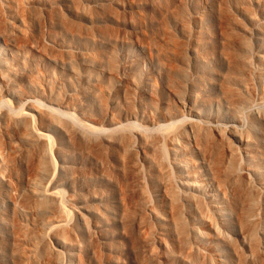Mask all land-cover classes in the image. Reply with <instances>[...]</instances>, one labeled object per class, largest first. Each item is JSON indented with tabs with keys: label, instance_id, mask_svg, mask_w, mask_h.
I'll list each match as a JSON object with an SVG mask.
<instances>
[{
	"label": "bare ground",
	"instance_id": "bare-ground-1",
	"mask_svg": "<svg viewBox=\"0 0 264 264\" xmlns=\"http://www.w3.org/2000/svg\"><path fill=\"white\" fill-rule=\"evenodd\" d=\"M57 1L0 0V264H264L259 2L256 17L247 0H210L201 13L155 0L165 11L151 17L164 40L160 88L131 65L136 92H123V112L121 85L101 92L71 69L68 92L56 82L42 90L19 64L22 16L52 39L91 33L77 11L105 9Z\"/></svg>",
	"mask_w": 264,
	"mask_h": 264
},
{
	"label": "rangeland",
	"instance_id": "rangeland-1",
	"mask_svg": "<svg viewBox=\"0 0 264 264\" xmlns=\"http://www.w3.org/2000/svg\"><path fill=\"white\" fill-rule=\"evenodd\" d=\"M47 1L51 3L58 2L57 0ZM209 1L210 0H184V3L188 13H201L207 7ZM247 1L253 7V11L257 13L256 17H259V8L254 4L259 2L264 10V0ZM23 2L26 3L28 0H23ZM81 2L83 3V7H90L98 3L94 4L92 0H81ZM171 2L177 4L178 0H164V5L171 6ZM101 4H105V9L104 11L100 10L97 15L95 13L92 14L93 8H87V11L82 8L84 10L79 9V11H77L76 19L75 17H69L70 20L75 19L77 24L79 22V24L81 23L80 25H84L82 26L83 28H87V26L88 28L94 27L91 30L92 32L89 31L91 33L87 34L85 32L84 34L79 33V35L74 37H67L61 32L56 31L58 34L52 39L47 36V27L37 18L32 17L33 20H31L28 19L31 17H26L27 19L24 20L23 18L25 17L22 16V19L18 21L19 18L16 16L21 14V8L19 7L21 5L15 4L16 9L14 8V11L20 8V10H18L20 12L18 13L15 11L16 13L14 15L15 18H17L15 21L18 22L13 24L17 28L19 27V29L21 27L23 30L21 36L23 37V35H25L23 38L26 37L27 41L26 38H21L25 43L17 39V44L20 41L21 43L16 45L14 51L20 56L19 64L22 65L24 62L26 63V66L25 64L24 66L25 68L27 67L26 69L28 72L30 71L28 75L32 76V78L29 77V79L36 80L37 83L36 81L35 83L39 86L41 84L44 88L46 85L51 86L53 82H56L57 88L59 86L61 88H59V91L61 90V92H63L64 88L63 93L68 92V90L66 91L65 89L66 86L63 80L69 78L71 82L76 81L74 83H77L75 72L72 71L73 69H75V71L77 69L79 72L81 71V73L89 74L94 84L101 92L108 91L112 86L118 88L121 85L122 87L120 89L118 88L120 90V95L117 101L119 102L118 105L121 110L125 112L126 107L124 106L125 102L122 97L123 92L127 91L130 97H133L136 92L135 79L130 72L131 65L135 63L138 64L140 71L150 78L154 86L160 88L159 79L154 73L153 65L158 56V47L164 44V40L162 37L159 38V36L156 35L155 29L157 26L153 23L151 17H161L165 14V11H163L162 14L154 9V5L156 4L155 0H103V2L100 1V6ZM232 5L234 6H232L233 9L238 7L237 10L232 9L235 18L242 22L245 21L247 16L244 10L245 8L235 3H232ZM61 8L66 12V5ZM149 15L150 17L148 19ZM99 25L100 27H97ZM101 27L100 33L99 29ZM102 30L106 32L107 35H104ZM105 36L107 38H105ZM5 43L8 44L9 42L5 41ZM5 43L0 40L1 47L4 48L6 46ZM157 43L160 44L157 45ZM48 45H52V47L55 45L54 47H56V53L54 54L53 52V56L51 55L53 48L51 49V46L48 47ZM43 47L46 49H43ZM49 48L51 52H48L50 51ZM69 49L73 53L71 59L64 55L65 52L67 54ZM44 53H46V55ZM47 53L52 56V58L57 57L58 59H50L51 57L47 55ZM46 56H48V58ZM70 60H72L71 63H69ZM19 83L21 86L23 82ZM24 84L25 83H23V85ZM23 85L21 86L22 88L25 87L26 84ZM43 87L41 88L42 90H44ZM41 89L40 91H42ZM165 92H167V90H165ZM131 120L136 124L144 125V121H142L141 118Z\"/></svg>",
	"mask_w": 264,
	"mask_h": 264
}]
</instances>
